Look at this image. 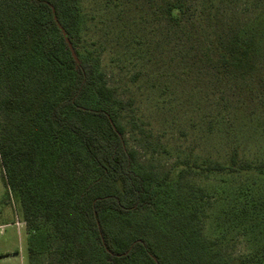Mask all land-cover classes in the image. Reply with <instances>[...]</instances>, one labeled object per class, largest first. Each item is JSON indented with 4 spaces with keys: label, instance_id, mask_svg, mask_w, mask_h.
Segmentation results:
<instances>
[{
    "label": "trees",
    "instance_id": "trees-1",
    "mask_svg": "<svg viewBox=\"0 0 264 264\" xmlns=\"http://www.w3.org/2000/svg\"><path fill=\"white\" fill-rule=\"evenodd\" d=\"M145 1L151 14L162 18L164 35L176 40L179 57L202 62L216 84L255 82L262 74L255 35L243 16L227 17L213 9L211 0ZM72 20L66 0H0L1 179L6 193L19 200L28 228V264H44L48 239H60L59 234L77 227L93 236L101 261L68 238L53 248L55 260L47 264H177L151 237L127 228L133 213L149 204L170 177L159 178L156 171L137 167L136 151L127 146L114 107L115 90L95 63L75 49ZM34 27L35 52L29 58L16 48ZM63 163L78 166L80 176L59 181L56 168ZM191 164L195 171L264 172V163L241 160L236 149L226 164ZM54 196L68 204L67 209L60 203L53 207L56 231L50 234L45 221ZM255 209L254 204L256 215ZM230 213L233 222L238 214ZM39 218L46 227L35 223ZM248 261L264 262V245Z\"/></svg>",
    "mask_w": 264,
    "mask_h": 264
},
{
    "label": "rangeland",
    "instance_id": "rangeland-1",
    "mask_svg": "<svg viewBox=\"0 0 264 264\" xmlns=\"http://www.w3.org/2000/svg\"><path fill=\"white\" fill-rule=\"evenodd\" d=\"M211 1L213 9L227 17L243 16L248 31L254 33L262 70L255 82L216 84L202 62L182 60L176 40L164 35L162 18L151 14L145 0L66 3L73 18L75 49L95 63L115 90L114 107L127 146L136 151L137 167L152 169L159 178L170 177L149 204L133 213L127 228L151 237L177 264H253L248 257L261 252L264 245V172H205L190 165L226 164L233 149L241 160L264 163V0ZM35 32L34 27L17 44V52L29 58L34 55ZM93 89L88 93L91 98ZM80 170L63 163L56 174L67 183L80 176ZM54 200L49 203L50 219L45 221L50 234L56 231L53 207L60 203L67 209L68 204L62 197L54 196ZM231 211L238 214L233 222L228 220ZM35 223L46 227L40 218ZM0 226V252L10 253L0 264H28V228L19 200L6 193L1 169ZM69 233L48 239L44 264L55 260L53 248L68 238L101 261L93 236L80 227ZM182 252L188 254L183 257Z\"/></svg>",
    "mask_w": 264,
    "mask_h": 264
},
{
    "label": "crops",
    "instance_id": "crops-1",
    "mask_svg": "<svg viewBox=\"0 0 264 264\" xmlns=\"http://www.w3.org/2000/svg\"><path fill=\"white\" fill-rule=\"evenodd\" d=\"M0 255H2L0 257V259H4V258H8L10 256V253L9 252H6V251H1L0 252Z\"/></svg>",
    "mask_w": 264,
    "mask_h": 264
},
{
    "label": "water",
    "instance_id": "water-1",
    "mask_svg": "<svg viewBox=\"0 0 264 264\" xmlns=\"http://www.w3.org/2000/svg\"><path fill=\"white\" fill-rule=\"evenodd\" d=\"M62 32H63V34H64V31H63V29H62ZM67 43H68V45H69V48H70V51H71V53H72L73 57L75 58V57H76V55H75V52H74V49H73V47H72L71 43H70L68 40H67Z\"/></svg>",
    "mask_w": 264,
    "mask_h": 264
},
{
    "label": "built area",
    "instance_id": "built-area-1",
    "mask_svg": "<svg viewBox=\"0 0 264 264\" xmlns=\"http://www.w3.org/2000/svg\"><path fill=\"white\" fill-rule=\"evenodd\" d=\"M3 231V227L2 226H0V233Z\"/></svg>",
    "mask_w": 264,
    "mask_h": 264
}]
</instances>
